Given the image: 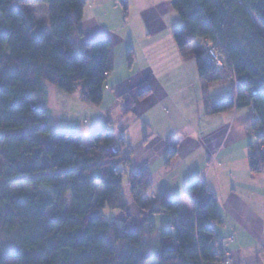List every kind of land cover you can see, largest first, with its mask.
<instances>
[{"label":"trees","instance_id":"1","mask_svg":"<svg viewBox=\"0 0 264 264\" xmlns=\"http://www.w3.org/2000/svg\"><path fill=\"white\" fill-rule=\"evenodd\" d=\"M170 1L183 21L172 32L181 52L208 40L227 56L218 69L202 52L195 54L202 80L234 82L231 91L206 100L207 112L252 107L258 117L254 131L264 141V0ZM37 4L49 6L50 19L43 25L30 8ZM85 7V0H0V130L5 132L0 135V264H226L215 231L222 219L218 200L205 184L195 181L184 192L197 209L196 224L172 223L167 229L152 224L158 251L145 248L147 223L126 230L107 220L104 211H126L128 181L134 202L154 213L176 218L182 201H149L151 174L131 171L127 141L110 125L84 145L81 135L51 131L47 111L32 106L44 82L78 94L88 105L102 104L115 57L105 38L78 46ZM128 61L134 62L133 49ZM120 100L130 113L129 93ZM176 154V148L169 152L167 169ZM250 167L254 173L264 169V152L250 157ZM97 185L104 189L102 199Z\"/></svg>","mask_w":264,"mask_h":264},{"label":"crops","instance_id":"2","mask_svg":"<svg viewBox=\"0 0 264 264\" xmlns=\"http://www.w3.org/2000/svg\"><path fill=\"white\" fill-rule=\"evenodd\" d=\"M85 2L84 17L78 25L82 36L77 38V44L108 39L115 57V71L108 76L102 104L88 108L90 114L96 113L89 136L110 125L118 137L127 141L131 171L147 170L151 174L154 185L147 192L149 201L157 203L162 197L182 201L178 217L160 213L171 215L169 226L196 224L197 209L184 192L195 181H201L217 197L222 219L215 224V231L229 264H264V169L254 173L250 167V157L260 153L253 128L258 120L255 110L236 108L209 114L206 100L231 91L234 82L211 86L199 77L198 71L190 74L184 63L156 65L157 54L164 48L176 51L172 32L183 25L170 0ZM112 11L116 12L115 18L111 17ZM131 49L132 65L128 61ZM151 58L155 62L151 63ZM145 92H149L147 97L141 99ZM52 93L56 94L54 90ZM126 93L134 101L127 114L120 100ZM57 95L64 98L61 92ZM141 102V107L145 103L148 107L138 112ZM187 102L193 103L191 111L194 108L195 113L184 105ZM202 102L207 119L204 127L199 126ZM164 107L169 111L165 113ZM139 123H146L153 132L146 135L143 131L135 140L133 133ZM175 148L177 154L167 169L168 154ZM154 251H158V244ZM151 263L158 264H148Z\"/></svg>","mask_w":264,"mask_h":264},{"label":"rangeland","instance_id":"3","mask_svg":"<svg viewBox=\"0 0 264 264\" xmlns=\"http://www.w3.org/2000/svg\"><path fill=\"white\" fill-rule=\"evenodd\" d=\"M31 10L35 14L37 20L41 25L48 22L50 19L49 14V6L47 4H37L30 6ZM122 8V7H121ZM116 12L112 11L111 17H116ZM173 38V37H172ZM74 39V38H73ZM174 40V39H173ZM210 44V45H209ZM212 45V42H208V40H204L202 43L201 40L195 42L193 45L186 48L183 52L178 50V47H176V51L172 48H164L163 51L160 54H157V62L158 64H165V63H184L186 64L188 68V72L190 74H197V66L195 61V54L197 52H202L203 54L206 52L208 46L210 47ZM79 46V45H78ZM153 57V56H152ZM151 58V63L155 62ZM226 63V62H225ZM193 85H195L196 82L192 81ZM215 84V83H214ZM212 84L211 86H213ZM45 89H44V83H43V90L40 93L39 96L31 100V104L35 108L39 109H45L48 113L49 120L48 125L53 132L62 131L69 134H78L83 137V144L84 145H90L91 144V136H89V131L91 127H93V118L96 115L90 114V111H88L89 106L87 103L83 102L78 94H68L57 87L45 83ZM48 90H54L56 94L52 93V91L49 92ZM58 92H61L64 96V98L59 97L57 94ZM211 92V90H210ZM213 92H211L212 94ZM190 95L188 96V98ZM146 98V97H145ZM141 98V99H145ZM192 99V98H190ZM141 104H144V102L139 103V109L148 107V104L145 103L144 106L141 107ZM153 104V102L150 103V106ZM201 114L202 119L201 123L199 124L200 127H204L207 125V119L205 118V105L203 102L201 103ZM185 106H189L190 112L195 113V110L193 108V111H191L192 102H187L184 104ZM91 108H96L93 106H90ZM164 112L166 113L169 111L167 107H164ZM189 113V112H188ZM191 115V114H190ZM194 116V115H193ZM192 118L194 119V117ZM140 126L136 127L133 138L136 140L140 135H142L143 131L146 135H150L153 132V129L150 127H147L148 125L139 123ZM5 132L0 130V135H4ZM264 144V141L259 140L258 145ZM257 145V146H258ZM128 188L125 186L124 193L126 195V200L128 203V208L126 211L121 210H111L106 209L104 211L105 218L107 220H113L116 221L119 226L123 229L130 230H140L142 229L145 224L148 227L149 230L145 235V243L146 246L149 245L153 250L157 247V238L158 234L157 232H153L152 224H156L159 229H167L169 228V221L171 218L170 214H157L152 212L151 210H146L143 208V206L139 205L138 203L134 202L131 195H129V192H127ZM104 195V189L101 185H97V199H102ZM73 203L71 197L69 198V204L67 207V210L70 211L72 209ZM123 248H129L127 244L122 245ZM152 264V263H151ZM228 264V263H226Z\"/></svg>","mask_w":264,"mask_h":264},{"label":"built area","instance_id":"4","mask_svg":"<svg viewBox=\"0 0 264 264\" xmlns=\"http://www.w3.org/2000/svg\"><path fill=\"white\" fill-rule=\"evenodd\" d=\"M202 57L208 62H210L211 64H213L218 69L224 68L225 62L227 60V56L221 52L219 46L214 45L213 43L210 47L208 46L206 52L202 55ZM258 131H259V128H258ZM257 151L260 153L264 152V144L258 145ZM226 263L228 264L230 263L228 257L226 259Z\"/></svg>","mask_w":264,"mask_h":264}]
</instances>
